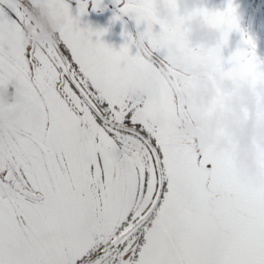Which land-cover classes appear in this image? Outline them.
<instances>
[{"label": "snow or ice", "instance_id": "snow-or-ice-1", "mask_svg": "<svg viewBox=\"0 0 264 264\" xmlns=\"http://www.w3.org/2000/svg\"><path fill=\"white\" fill-rule=\"evenodd\" d=\"M114 2V21L144 25L118 49L107 29L80 26L103 0H0V264H264V154L247 181L178 131L200 65L264 80L234 0L184 17L162 0L168 21L158 0ZM193 21L213 46L189 45Z\"/></svg>", "mask_w": 264, "mask_h": 264}, {"label": "flooded vegetation", "instance_id": "flooded-vegetation-1", "mask_svg": "<svg viewBox=\"0 0 264 264\" xmlns=\"http://www.w3.org/2000/svg\"><path fill=\"white\" fill-rule=\"evenodd\" d=\"M208 0H200V3L207 7ZM187 4L184 0H177L176 5V15L184 17L191 13L192 10H187L186 8L182 9L181 4ZM162 5L164 11L167 13V19H161L163 21H168L171 19L172 13L169 11L168 6L162 2V0H158L156 5L157 7ZM196 9V8H195ZM261 9V8H260ZM157 14V12H156ZM254 14V11L252 12ZM257 14H262L261 10L257 11ZM47 16V12L45 9H41L40 13L35 18V22L38 26L43 29V33L47 34L50 31V22L49 21H41L40 16ZM158 16V15H157ZM253 24L256 28L259 27V21L261 20L259 17L254 16ZM129 20L125 17L123 18L122 26H129ZM203 24L193 21L191 23H187L185 25L187 31L189 32L188 43L192 47L198 46H206L202 43H194V35L196 32V26ZM93 29H107L102 39L104 42L112 45L114 47V43L112 41V36L110 34V29H112V25L102 24L101 27L91 26ZM134 29L135 36L136 29L134 26H130ZM143 29L141 28V31ZM44 36L41 35L38 39H43ZM123 43V42H122ZM236 47L230 42L223 49V55L225 57L229 56ZM135 49H133V52ZM209 68L207 65H200L195 72V77L198 80L199 86L197 90L193 93L190 100H186L192 108L197 110L200 115L209 123L214 124L219 130L217 133H211L207 126H201L196 120H194L192 113L188 112L190 118L193 123L198 127H203V129L211 136V138L215 139V145L217 148L221 150H226L233 154H238L244 161L246 160H255L258 162V157L260 154H264L260 148L259 151L256 152L258 144H254L249 142V146L247 148H242V141L245 139H237V138H228L232 137V134H235L236 131H239V134L246 135L249 125L261 127L264 125V120L259 116L260 112L264 111V107L258 105V101L264 98V92L261 93L260 86L261 83H252L249 78L244 77V81L238 83L235 87L228 86V83L225 79L221 78H213L209 73ZM207 76H210L206 78ZM264 88V87H263ZM218 97L223 98L222 104L216 105L214 107V101L217 100ZM186 116L183 120L178 122V131L179 134L194 144L196 148H198L197 140L195 137L188 134L186 130ZM256 120L253 124L252 121ZM200 125V126H199ZM241 132V133H240ZM248 135V134H247ZM250 141V139H249Z\"/></svg>", "mask_w": 264, "mask_h": 264}, {"label": "rangeland", "instance_id": "rangeland-1", "mask_svg": "<svg viewBox=\"0 0 264 264\" xmlns=\"http://www.w3.org/2000/svg\"><path fill=\"white\" fill-rule=\"evenodd\" d=\"M184 1L188 2V0H184ZM226 2H227V0H208L207 8H209L210 10H222L225 7ZM234 4L237 6V13H238V16L240 18L241 28H243L245 31H247L254 38V40L257 44V49H256L257 55L261 59H264V0H234ZM258 10H261L262 14H260V15L257 14ZM253 11H254V14H252ZM254 16H257L261 19L259 21V27L258 28H256V26L253 24V19L255 18ZM94 26L95 25H93V27ZM130 26L131 25H129L127 27H123L121 24V26L112 27V29H110L111 30L110 34L112 36V41L114 43L115 48L118 49L120 47V45L122 44V42L124 43V37L122 36V32L128 31V32L132 33L133 36H135L134 29H132ZM240 40H241V34L237 31H233L230 35V42L235 47H237L240 44ZM209 73L211 75L210 71H209ZM208 77H210V76H207L206 78H208ZM247 78H249L250 81L254 84L255 83H261L262 84L260 86L261 93L264 92V88H263L264 87V80H253L251 77H247ZM223 79H225V78H223ZM225 80L227 81L228 86L231 85V87L233 88L236 85H238V83L243 82L244 77L238 81H232L230 79H225ZM260 104H261V106L264 107V98L260 99L258 101V105H260ZM190 113H192L194 120H196L201 126L202 125L207 126V128L210 130L211 133H217V131L219 130L214 124L207 122L200 115V113L197 110H195L194 108L191 107ZM259 116H261V119L264 120V111L260 112ZM254 122H256V120L252 121L251 124H253ZM201 128H203V127H201ZM254 129L259 131L261 129H264V125L261 127L256 126ZM238 132L239 131H236L235 134H232V137H228V138L243 139V138L247 137L248 131H247L246 135L239 134ZM213 141H215V139ZM249 142L254 143L256 145L257 144L259 145L256 149V152L259 151L260 148H263L262 146H264V144H262L260 142V140L258 139V137L255 135L250 137ZM214 146L216 147L215 144H214ZM217 149L222 151V152H228L226 150L224 151V150H221L219 148H217ZM261 150H262V152H264V148ZM243 162L245 164V168L248 169L250 174L253 175L255 177V179L258 181L261 178V174H262V170L260 169L258 162L255 160H246V161L243 160Z\"/></svg>", "mask_w": 264, "mask_h": 264}, {"label": "water", "instance_id": "water-1", "mask_svg": "<svg viewBox=\"0 0 264 264\" xmlns=\"http://www.w3.org/2000/svg\"><path fill=\"white\" fill-rule=\"evenodd\" d=\"M73 9L76 8V0H71ZM102 10H92L89 8L87 14L81 16L80 19V26L81 27H87V26H97L101 27L102 24H109L113 27L121 26L123 22V18L129 20V23L131 26H134L136 29V34L138 31H141V28L143 29L144 25L142 24L140 28L138 29L136 26V22L134 19H131L127 16L122 17V20H113L114 15L119 14L118 13V5L115 4L114 0H103V3L101 5ZM75 14V11H74ZM186 130L188 134L195 137L197 140V145L199 149H205V148H211L213 151H215L217 154H228L231 156L233 164L237 170V173L242 179H245L247 181H257L253 175L250 174L248 169L245 168V164L241 157L238 154H233L231 152H222L218 150L214 146V141L212 140L211 136L203 129L198 126H196L192 119L190 118L189 114L186 113Z\"/></svg>", "mask_w": 264, "mask_h": 264}, {"label": "clouds", "instance_id": "clouds-1", "mask_svg": "<svg viewBox=\"0 0 264 264\" xmlns=\"http://www.w3.org/2000/svg\"><path fill=\"white\" fill-rule=\"evenodd\" d=\"M202 6L200 3V0H188V3L181 4L182 9L186 8L187 10H192L195 8H198ZM157 15L160 19H167V13L164 11L163 6L160 5L157 7ZM218 39L217 33L208 29L205 26L197 25L196 26V32L194 35V43H202L205 44L206 46H213ZM257 136L258 139L262 144H264V129H261L259 131L254 129V126L249 125L248 128V135L247 137L242 141V148H247L249 146V139L251 136Z\"/></svg>", "mask_w": 264, "mask_h": 264}, {"label": "bare ground", "instance_id": "bare-ground-1", "mask_svg": "<svg viewBox=\"0 0 264 264\" xmlns=\"http://www.w3.org/2000/svg\"><path fill=\"white\" fill-rule=\"evenodd\" d=\"M130 24V23H129ZM131 25V24H130Z\"/></svg>", "mask_w": 264, "mask_h": 264}]
</instances>
